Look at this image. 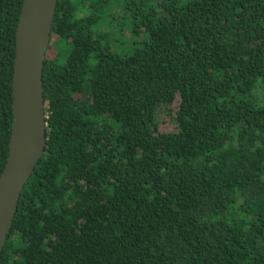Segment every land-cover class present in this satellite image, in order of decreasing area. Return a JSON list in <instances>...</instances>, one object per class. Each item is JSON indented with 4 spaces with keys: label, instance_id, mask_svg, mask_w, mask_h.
Returning <instances> with one entry per match:
<instances>
[{
    "label": "trees",
    "instance_id": "1",
    "mask_svg": "<svg viewBox=\"0 0 264 264\" xmlns=\"http://www.w3.org/2000/svg\"><path fill=\"white\" fill-rule=\"evenodd\" d=\"M24 3L0 0V178ZM43 81L0 264H264V0H59Z\"/></svg>",
    "mask_w": 264,
    "mask_h": 264
},
{
    "label": "water",
    "instance_id": "2",
    "mask_svg": "<svg viewBox=\"0 0 264 264\" xmlns=\"http://www.w3.org/2000/svg\"><path fill=\"white\" fill-rule=\"evenodd\" d=\"M59 0H25L17 30L13 75L14 124L9 157L0 178V257L25 185L47 151L44 67Z\"/></svg>",
    "mask_w": 264,
    "mask_h": 264
},
{
    "label": "rangeland",
    "instance_id": "3",
    "mask_svg": "<svg viewBox=\"0 0 264 264\" xmlns=\"http://www.w3.org/2000/svg\"><path fill=\"white\" fill-rule=\"evenodd\" d=\"M165 116H166V113L160 111L159 114H158V116H157V121L158 122L164 121Z\"/></svg>",
    "mask_w": 264,
    "mask_h": 264
}]
</instances>
